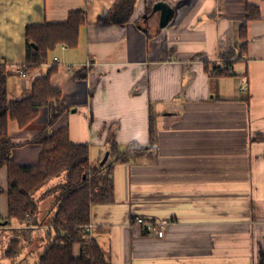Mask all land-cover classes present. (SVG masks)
<instances>
[{
    "label": "crops",
    "instance_id": "1",
    "mask_svg": "<svg viewBox=\"0 0 264 264\" xmlns=\"http://www.w3.org/2000/svg\"><path fill=\"white\" fill-rule=\"evenodd\" d=\"M130 1L121 23L107 18L117 0H0L8 99L29 96L33 80L56 65L50 82L63 111L49 131L68 126L95 164L111 138L121 150L148 144L152 121L149 153L116 163L113 201L90 208L89 235L111 264H264V0H246L259 17L247 21L243 39V0H162L173 6L164 26L153 9L159 0ZM75 9L85 15L75 46L57 43L39 67L17 73L26 25L63 22ZM49 114V105L40 106L24 128L8 119L13 161L37 160L41 145L28 140L47 127ZM0 186H7L6 165ZM39 204L34 224L0 223L1 233L14 234L7 226L29 229L26 238L38 233L12 257L18 264H35L47 241L48 211ZM7 210L2 192L0 217ZM136 216L166 220L163 235L143 230Z\"/></svg>",
    "mask_w": 264,
    "mask_h": 264
},
{
    "label": "trees",
    "instance_id": "2",
    "mask_svg": "<svg viewBox=\"0 0 264 264\" xmlns=\"http://www.w3.org/2000/svg\"><path fill=\"white\" fill-rule=\"evenodd\" d=\"M243 1L245 16L238 26L240 39L246 35L247 21L259 17V8ZM130 11V0L121 4L117 0L107 18L123 23ZM84 22L83 10L75 9L63 22L27 24L25 61L21 67L23 74L39 67L46 60L48 51L57 43L75 46L78 29ZM55 70L56 65H52L43 75L36 77L29 96L9 100L5 87L7 68L0 62V167L6 165L7 168V186H0V193L5 192L8 198L7 216L0 217V223L5 221L9 224L14 219L26 225L34 224L41 215V197L53 194L54 200L46 208L49 223L47 241L35 264H111L98 241L85 228L90 221V208L93 204L113 201L112 170L116 163L133 161L149 153L153 142V124L152 121L149 124L148 144L133 143L121 150L116 140L111 138L105 162L92 163L89 145L72 142L68 126L49 131L63 111L61 91L50 82V75ZM44 105L50 106L47 127L28 140L41 145L37 160L34 163L13 161L10 150L16 144L11 141L7 131L8 119L15 120L20 128H24L37 116L38 108ZM53 179H57L55 184L43 190L41 197L36 196ZM11 242L12 246L3 251L9 258L21 250L20 238L13 237ZM75 243L79 244L76 255L72 252Z\"/></svg>",
    "mask_w": 264,
    "mask_h": 264
},
{
    "label": "rangeland",
    "instance_id": "3",
    "mask_svg": "<svg viewBox=\"0 0 264 264\" xmlns=\"http://www.w3.org/2000/svg\"><path fill=\"white\" fill-rule=\"evenodd\" d=\"M57 179H53V180H51V182L52 181H54L53 182V185L55 184V181H56ZM48 183H46L45 185H47ZM52 185V184H51ZM52 185V186H53ZM49 187V186H48ZM47 188V186H44L41 190L43 191V190H45ZM41 190H39L38 191V193H37V195L36 196H38V197H41V194H42V191ZM53 200H54V195L53 194H48V195H45L44 197H41V204L43 205L42 206V208H46V207H49V205H50V203H52L53 202ZM44 212L46 211V209H44L43 210ZM40 214H42V213H40ZM14 220V219H13ZM47 222H48V220H46ZM17 222V220H15V223ZM10 224V223H9ZM9 224H7V225H9ZM20 224H24V222L23 223H19L18 222V225L17 226H20ZM7 229H9L11 232H14V234H12V235H10L9 233H1L0 232V257L5 261V262H9V261H12L13 259L12 258H9V257H7V258H5L6 256L4 255V253H3V251L6 249H8L9 248V246L11 245L12 246V244H13V242H11L12 241V238L13 237H17L16 235L17 234H15L16 232H18L19 233V237H20V239H21V249L23 248V249H25V248H28V247H30L32 244H33V238H35V236L38 234L37 233V231H34L33 233H32V235H33V238H32V236L30 235L28 238H26L27 237V235L25 234V233H28L30 230L29 229H21V231H19L18 230V227H8L7 226ZM28 231V232H27ZM22 232H25V233H22ZM45 232H47V231H45ZM40 236H43V234H41ZM40 236H38L39 238L38 239H36L35 241L38 243V242H41V241H43V240H45V237H40ZM44 236H46V234L44 235ZM15 260V259H14Z\"/></svg>",
    "mask_w": 264,
    "mask_h": 264
},
{
    "label": "water",
    "instance_id": "4",
    "mask_svg": "<svg viewBox=\"0 0 264 264\" xmlns=\"http://www.w3.org/2000/svg\"><path fill=\"white\" fill-rule=\"evenodd\" d=\"M153 9L154 10H159V24L160 26H164L169 22V20L173 16V6H170L166 2L159 0L153 4ZM108 157V152L105 153L103 156L102 160H100V164L104 163L105 160ZM7 258V257H5ZM13 259V258H12ZM0 264H18L17 261L14 259L9 262H5L1 257H0Z\"/></svg>",
    "mask_w": 264,
    "mask_h": 264
},
{
    "label": "built area",
    "instance_id": "5",
    "mask_svg": "<svg viewBox=\"0 0 264 264\" xmlns=\"http://www.w3.org/2000/svg\"><path fill=\"white\" fill-rule=\"evenodd\" d=\"M86 64L87 65L91 64V61H87ZM16 72L19 74H23L21 67H16ZM135 221L137 224H139L142 227L143 230L154 228L158 236L163 235L164 229L167 224V221L164 219L159 220V221H153V220H146L145 218L141 216H136ZM85 228L89 231L91 228V224L90 223L86 224Z\"/></svg>",
    "mask_w": 264,
    "mask_h": 264
}]
</instances>
